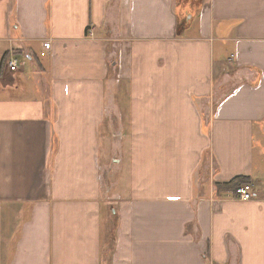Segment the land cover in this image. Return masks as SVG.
<instances>
[{
	"label": "crops",
	"instance_id": "obj_1",
	"mask_svg": "<svg viewBox=\"0 0 264 264\" xmlns=\"http://www.w3.org/2000/svg\"><path fill=\"white\" fill-rule=\"evenodd\" d=\"M0 264H264V0H0Z\"/></svg>",
	"mask_w": 264,
	"mask_h": 264
},
{
	"label": "built area",
	"instance_id": "obj_2",
	"mask_svg": "<svg viewBox=\"0 0 264 264\" xmlns=\"http://www.w3.org/2000/svg\"><path fill=\"white\" fill-rule=\"evenodd\" d=\"M43 46L45 48L48 47V43L45 42L43 43ZM18 67V62L16 59L11 58L9 62V69L11 71L16 70ZM236 199L241 200V201H248L252 198V193H251V186L250 184H242L237 187L236 189Z\"/></svg>",
	"mask_w": 264,
	"mask_h": 264
},
{
	"label": "rangeland",
	"instance_id": "obj_3",
	"mask_svg": "<svg viewBox=\"0 0 264 264\" xmlns=\"http://www.w3.org/2000/svg\"><path fill=\"white\" fill-rule=\"evenodd\" d=\"M255 141H256V139H255ZM111 192H112V190H111ZM110 194H112V193H110ZM110 194H109V196H111ZM109 226H110V229H109V230H110V231H109V237H110L109 240H110L111 237H112V234H111V233L113 232V231H112V228L114 227V220H111Z\"/></svg>",
	"mask_w": 264,
	"mask_h": 264
},
{
	"label": "trees",
	"instance_id": "obj_4",
	"mask_svg": "<svg viewBox=\"0 0 264 264\" xmlns=\"http://www.w3.org/2000/svg\"><path fill=\"white\" fill-rule=\"evenodd\" d=\"M179 28H181L180 24H179ZM242 180L244 179H240V178H235L233 181H231V184H237V183H241ZM217 189V188H216ZM218 190V189H217Z\"/></svg>",
	"mask_w": 264,
	"mask_h": 264
}]
</instances>
